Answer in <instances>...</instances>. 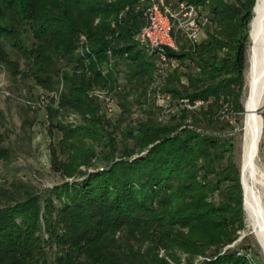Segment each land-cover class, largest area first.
Instances as JSON below:
<instances>
[{
  "label": "trees",
  "instance_id": "1",
  "mask_svg": "<svg viewBox=\"0 0 264 264\" xmlns=\"http://www.w3.org/2000/svg\"><path fill=\"white\" fill-rule=\"evenodd\" d=\"M167 1L195 6L204 24L196 43L178 35V50L166 51L164 110L147 99L155 96V59L132 38L143 23L134 0H0V68L46 91L48 125L60 135L48 146L50 169L63 178L85 175L43 191L0 183V264H181L182 255L185 264L198 257V264H251L227 247L246 222L225 132L226 111L243 116L256 0ZM80 31L90 50L84 55ZM108 50L112 67L103 74ZM60 82L55 105L48 94ZM115 84L119 113L109 119L88 91ZM182 100L202 104L189 109ZM133 105L144 117L132 118ZM65 112L81 122L58 120ZM8 137L0 132V143ZM11 157L0 146V160ZM97 159L103 169L80 171Z\"/></svg>",
  "mask_w": 264,
  "mask_h": 264
},
{
  "label": "rangeland",
  "instance_id": "2",
  "mask_svg": "<svg viewBox=\"0 0 264 264\" xmlns=\"http://www.w3.org/2000/svg\"><path fill=\"white\" fill-rule=\"evenodd\" d=\"M134 3L140 6L139 0H134ZM80 34H83V32H78L76 36L78 37ZM246 54L245 86L242 95L243 109L247 85V69L250 61V41ZM23 66L24 62L20 59V67ZM121 80H123L122 74ZM45 93L46 91L35 85L31 78H13L8 71L0 68V132H6L9 135L5 141L0 143V146L10 147L12 149L11 160L6 162L0 160V183L2 185L5 184V182L7 183L13 180L18 182L21 181L26 184H31L40 191H43L64 182L71 183L85 178V175L63 178L50 169L48 146L50 142L57 140L60 135L54 128H50L48 125L45 107L47 99ZM42 96H44V99H42ZM151 98H153L158 105L163 104V102L159 101L155 96L148 94L147 99L150 100ZM23 99L33 100L40 103V105L37 104L34 107H30L25 104ZM25 108H29L30 111L25 112ZM118 113L119 108L116 106L114 100V111L112 115L109 116V119L116 118ZM132 113V118L134 119L144 117L145 115V113L138 110L135 105L132 107ZM226 113L230 118L231 129L225 132V136L231 140L232 150L230 156L234 163L238 165L243 116L230 114L229 111H226ZM259 114L263 119L262 138L259 150L262 162L264 163V104L259 109ZM23 119L29 120L31 125L23 128ZM57 119H61L64 123L73 126L81 122L79 115L74 112H65L61 117L58 116ZM28 137H30V140H28ZM144 154L145 151L140 154H133L130 159ZM118 159L117 157L115 158V160ZM93 161L94 159H92V162ZM104 166L105 165L101 164L98 160L91 166H80L79 169L81 172L88 173L101 170ZM241 236L243 237L240 238ZM227 247L232 250H238V253L250 259L251 264H264V257L258 247V243L255 237L247 231L246 226L245 230L240 232V236ZM159 255L164 256V250H160ZM201 260H203V258H196L194 264H198ZM185 263V256L182 255L181 264Z\"/></svg>",
  "mask_w": 264,
  "mask_h": 264
},
{
  "label": "built area",
  "instance_id": "3",
  "mask_svg": "<svg viewBox=\"0 0 264 264\" xmlns=\"http://www.w3.org/2000/svg\"><path fill=\"white\" fill-rule=\"evenodd\" d=\"M141 6L143 23L138 31L133 35V40L145 52L147 56L155 59V78L156 85H153V93L155 97L162 101L163 109L167 107L169 96L159 91L160 85L163 83L165 71L170 64L167 56V50L177 51V36L181 35L184 39L191 43L199 40L204 20H199V10L184 1L172 3L167 0H139ZM87 38L84 34H80L77 39V53L84 55L89 52ZM109 61L104 66L103 74L112 67V56L108 50ZM121 89L119 84H115L111 90L110 87L92 88L88 91L91 98L98 99L104 107L108 115L114 111V93ZM62 90V82L59 83L58 89L49 92L48 96L55 105L59 101V94ZM44 99V96H42ZM25 104L30 107L40 105L30 99H23ZM43 101V100H41ZM202 101H195L189 104L187 100L181 101V106L192 109L200 106Z\"/></svg>",
  "mask_w": 264,
  "mask_h": 264
},
{
  "label": "bare ground",
  "instance_id": "4",
  "mask_svg": "<svg viewBox=\"0 0 264 264\" xmlns=\"http://www.w3.org/2000/svg\"><path fill=\"white\" fill-rule=\"evenodd\" d=\"M252 12L238 167L246 228L255 237L264 257V163L259 150L263 130L259 109L264 104V0H256Z\"/></svg>",
  "mask_w": 264,
  "mask_h": 264
},
{
  "label": "water",
  "instance_id": "5",
  "mask_svg": "<svg viewBox=\"0 0 264 264\" xmlns=\"http://www.w3.org/2000/svg\"><path fill=\"white\" fill-rule=\"evenodd\" d=\"M255 5H256V1H255V4H254V6H253V9L252 10H254V7H255ZM240 184H241V181H240ZM243 209H244V198H243ZM243 236H241L240 238H242Z\"/></svg>",
  "mask_w": 264,
  "mask_h": 264
}]
</instances>
